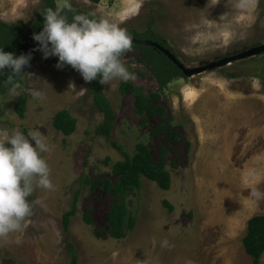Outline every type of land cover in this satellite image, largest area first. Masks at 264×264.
I'll return each mask as SVG.
<instances>
[{
    "label": "rangeland",
    "instance_id": "obj_1",
    "mask_svg": "<svg viewBox=\"0 0 264 264\" xmlns=\"http://www.w3.org/2000/svg\"><path fill=\"white\" fill-rule=\"evenodd\" d=\"M71 2L74 10L117 22L127 32L146 33L151 21V32L191 68L264 44V0L250 13L238 9L236 0ZM34 5L0 0V21L30 28L44 0ZM122 60L133 66L135 80L101 84L116 113L110 135L100 129L95 79L86 82L69 65L57 68L56 56H32L27 73L0 95V132L28 136L38 130L46 137L50 150L43 155L54 184L29 198L27 227L0 238V264H71L68 243L79 264H251L243 238L249 219L264 214V198L251 195L253 189L264 193V53L179 76L165 89L138 48ZM137 88L156 95L153 106L162 114L136 111ZM35 90L42 99L33 97ZM23 95L20 116L15 100ZM64 109L76 119L70 135L54 126ZM114 143L130 154L143 143L172 177L168 190L143 176L140 188L126 192L121 237L107 216L120 180L115 166L124 159ZM75 198L77 210L65 232L63 216ZM165 239L169 245L161 247Z\"/></svg>",
    "mask_w": 264,
    "mask_h": 264
},
{
    "label": "clouds",
    "instance_id": "obj_2",
    "mask_svg": "<svg viewBox=\"0 0 264 264\" xmlns=\"http://www.w3.org/2000/svg\"><path fill=\"white\" fill-rule=\"evenodd\" d=\"M40 0H35L38 7ZM258 0H236L235 6L252 12ZM72 12L71 19L68 13ZM43 29L34 33L38 50L43 57H58L56 67L71 66L86 82L99 78L101 84L114 80L128 82L136 75L123 60V55L132 48V38L117 22L95 14L75 12L71 0H55V7L41 12ZM31 53L15 55L0 47V73L11 69L12 77H19L29 65ZM12 83L11 77L7 81ZM35 99H42L43 93L35 90ZM31 137V139H29ZM47 138L38 130H31L26 136L20 130L11 134L0 132V238L22 232L27 225L26 218L32 215V197L37 188L52 190L50 166L43 155L48 152ZM251 195L264 198V193L253 189ZM17 243L21 241L17 239ZM167 239L161 247H168Z\"/></svg>",
    "mask_w": 264,
    "mask_h": 264
},
{
    "label": "trees",
    "instance_id": "obj_3",
    "mask_svg": "<svg viewBox=\"0 0 264 264\" xmlns=\"http://www.w3.org/2000/svg\"><path fill=\"white\" fill-rule=\"evenodd\" d=\"M93 3H99L101 0H89ZM47 7H55V0H44V7L41 12ZM36 18L35 23L30 28H21L19 26L10 25L0 21V47L5 51L13 52L15 55H21V47L23 43L34 33H37L39 28L44 25V17L42 13ZM75 12L91 14L89 12L76 9ZM72 12L68 13L71 19ZM152 22H149L151 27ZM146 33H137L128 31L129 35L135 36L139 39H151L169 48L167 44L162 42L155 36L151 30ZM132 47L138 48L143 56L144 61L148 64L154 76L157 79L160 89H165L173 79L179 76H185L184 72L173 63L163 52L154 46H146L143 44L132 43ZM170 49V48H169ZM35 55H43L38 50V43H31V57ZM24 75V74H23ZM11 77L12 83L7 81ZM20 78L15 79L9 72L0 73V95L11 88ZM134 87L128 85L127 90H132ZM92 94L94 96L95 107L103 113V122L100 126L102 132L110 135L113 128L116 113L110 100L103 93L99 78L95 79L92 86ZM136 111L143 114L145 111L148 115L153 113H161V109L156 110L153 106V101L156 95L151 97L145 95L141 88L136 89ZM25 96H21L15 100V109L20 116L25 113ZM54 126L56 129L63 131L70 135L74 132L76 127V119L66 109L57 112L54 118ZM158 128L157 131H160ZM174 134V133H173ZM116 148L124 155V159L118 162L115 166V172L120 176V180L115 185V200L112 209L108 212V220L114 226L115 236L121 237L119 229L126 220L128 209L125 200V194L128 190L138 189L142 185V177L145 176L157 184L168 190L171 187V174L165 169L164 162L154 163L152 155L146 145L139 143L136 146V152L130 154L126 152L123 147L114 143ZM76 199L74 200L71 210L66 212L63 216V229L68 232L71 218L76 213ZM87 222H91L89 217ZM136 225V217L131 215L129 217V228L133 229ZM243 245L246 253L252 258L251 264H262V257L264 256V214L255 215L248 221L247 233L243 238ZM69 251L72 255L71 264H79V257L77 250L72 243H68Z\"/></svg>",
    "mask_w": 264,
    "mask_h": 264
},
{
    "label": "water",
    "instance_id": "obj_4",
    "mask_svg": "<svg viewBox=\"0 0 264 264\" xmlns=\"http://www.w3.org/2000/svg\"><path fill=\"white\" fill-rule=\"evenodd\" d=\"M44 26V25H43ZM43 26H41L38 30L40 32L43 29ZM37 32V33H38ZM132 38V43L137 44H143L146 46H154L155 48L159 49L161 52H163L173 63H175L187 76H192L195 73H200L206 70H213L217 67H221L224 65H227L230 62L238 61L243 58L251 57L257 54H263L264 53V44L253 46L243 52H240L238 54L227 56L224 58H221L217 61H211L205 66H199V67H187L179 58L178 56L169 48L164 47L162 44L153 41L151 39H139L135 36L130 35ZM31 43H38L36 40H34L33 36L29 37L22 45L21 47V54H29L31 53ZM31 68V60L29 65L25 66L24 71L27 72ZM11 69L5 68L3 72H10ZM22 77H14L15 79Z\"/></svg>",
    "mask_w": 264,
    "mask_h": 264
},
{
    "label": "flooded vegetation",
    "instance_id": "obj_5",
    "mask_svg": "<svg viewBox=\"0 0 264 264\" xmlns=\"http://www.w3.org/2000/svg\"><path fill=\"white\" fill-rule=\"evenodd\" d=\"M23 76V75H22Z\"/></svg>",
    "mask_w": 264,
    "mask_h": 264
}]
</instances>
